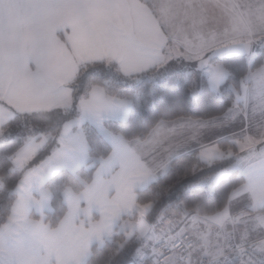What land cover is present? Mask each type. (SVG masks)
<instances>
[{
  "label": "snow or ice",
  "instance_id": "obj_1",
  "mask_svg": "<svg viewBox=\"0 0 264 264\" xmlns=\"http://www.w3.org/2000/svg\"><path fill=\"white\" fill-rule=\"evenodd\" d=\"M0 264H264V0H0Z\"/></svg>",
  "mask_w": 264,
  "mask_h": 264
}]
</instances>
